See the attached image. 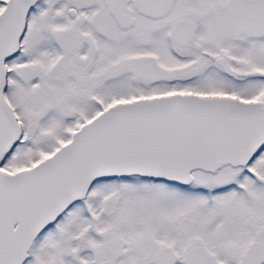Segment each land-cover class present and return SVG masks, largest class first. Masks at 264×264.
Masks as SVG:
<instances>
[{
    "label": "snow or ice",
    "instance_id": "6c2138e0",
    "mask_svg": "<svg viewBox=\"0 0 264 264\" xmlns=\"http://www.w3.org/2000/svg\"><path fill=\"white\" fill-rule=\"evenodd\" d=\"M0 264H264V0H0Z\"/></svg>",
    "mask_w": 264,
    "mask_h": 264
}]
</instances>
